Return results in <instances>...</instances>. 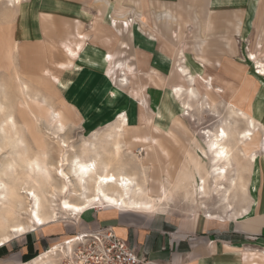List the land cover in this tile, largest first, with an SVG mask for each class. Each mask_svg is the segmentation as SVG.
<instances>
[{
    "label": "rangeland",
    "instance_id": "obj_1",
    "mask_svg": "<svg viewBox=\"0 0 264 264\" xmlns=\"http://www.w3.org/2000/svg\"><path fill=\"white\" fill-rule=\"evenodd\" d=\"M105 2H108L107 6ZM9 3V0H0V105L2 107L13 106L18 108L17 112L14 113V117L18 123L25 124L24 140L28 144V149L31 150V147L35 148V145H41L46 153L47 161L52 165H55L63 155H66L70 160L73 156H78L81 153L79 156L84 161L95 159L99 167L109 164L107 168L110 171H128L129 174L135 176L137 183H140L142 187L145 185V191L143 190V192L156 203V212H161L166 216L192 218L207 215H225L229 210L242 211V209H245L249 199L247 189L249 190L253 184L258 170L260 169V172L264 171V148L258 151L256 144L258 138L254 140L255 143L249 145L250 151L258 152V159L255 164L249 163L242 157L232 158L233 168L228 171L226 182H223L222 185L225 191L228 190V193L224 195L222 191H215L211 178L207 179L204 173V169L209 170L210 165L208 160L202 158L201 150H208L206 147L207 139L204 138L206 136L202 133L207 130L214 131L222 121L228 119V106H232L229 102L233 103L229 98L231 96V90L228 87L230 83L227 80L229 78L232 79L231 81L237 78L248 80L247 83H253V81L257 83V87L252 84L251 87L242 89L253 97L251 102L254 104V113L248 112V114L264 125V77L254 74L256 66L247 57L250 52L264 50V0L252 1V9L248 10L245 21L249 31L238 39L240 49L237 61L225 65L222 69L223 74L226 76L224 80H219L217 83L213 82L214 88L208 90L199 79L200 77L196 75V73L200 74L201 72L196 68L190 70L195 80L193 88L197 93V98L190 102L193 108L192 116L187 117L182 113L180 102L172 100V97L168 99L167 95L169 93L171 95L170 91L172 89L168 88L164 76L159 75L156 71L153 72L152 68L143 73L140 72L142 65H139L137 70H134L137 72L128 76L131 85L136 87V85L141 86V82L135 80V78H139L140 73L145 74L144 77L141 76L145 80H143V85L151 86L150 91L157 97L159 104L155 111L148 105L147 99L144 101L142 98L144 104L141 108L145 114L147 112L145 118V126H147L143 130L140 129L142 127L131 128L127 131V134L122 132L123 136L119 140L121 150L117 156H115L112 142L106 140V134L110 132V127L112 123L114 124V121L105 126L103 125L98 130L85 131L81 129L79 118L72 109L64 105L57 79L53 82L52 77H57V63L62 61V55L65 54L62 51L61 42L69 37V33L73 34L76 31L75 24L77 21L81 23L77 30L89 35L86 43L94 46V50L103 52L104 56L110 49H100V43L97 39L99 31L105 30L108 24L111 23L113 9L116 8L117 4L123 7L122 14L129 20V24L138 28L139 24L137 25L131 11L134 10L132 8H135V6L128 0H104L101 4L95 3L94 0H22L19 5ZM255 25L258 26V29L262 27L263 31L258 33ZM144 29V32L148 33L149 36L152 35L146 28ZM81 40H84V38ZM257 43H260V45L257 46ZM260 46L261 48H258ZM125 53L123 54H129ZM135 55L130 54L131 60H135ZM263 55L264 53L258 52V56H256L261 59ZM178 60H174L175 63L168 64H173L171 66L176 69ZM43 70H47L48 74H45ZM202 75L204 78L206 77L204 73ZM151 77L153 82L150 79ZM181 78L180 81L175 83L178 84L177 86H186L183 77ZM117 79L115 80L116 84H118ZM21 83L28 85L27 96H21L22 93L19 90ZM219 86L226 89H221ZM217 89L221 90V93L215 91ZM224 92H227L229 96H225ZM144 95L146 98V96H150V93ZM18 96H21V99ZM196 100L198 101L196 102ZM183 101L186 100L183 99ZM46 104L51 105L50 107L53 110L58 111L62 123L67 125L65 134L61 137L66 141L68 148L73 149L74 152L68 151L69 149L61 151L58 148L56 140L53 139L54 126H49L45 122L48 112ZM176 119L180 120L183 127L174 125ZM231 124L233 123L231 122ZM151 127H157L162 132L157 136L169 152L168 161L160 154L158 155V151L155 155L154 150L151 151L144 145L139 146L140 148L135 146V135H140L141 131L152 134ZM166 132H172V136L166 135ZM2 135H0V144ZM190 138L192 140L189 142ZM90 143L96 145L95 151L86 146ZM183 146H187V149H189L185 158L181 152ZM9 152L5 149L0 153L1 170L9 171L7 169H10L7 168L11 161ZM146 154L149 155L147 158ZM191 156L194 160L191 159ZM138 159H142L141 161L146 167V176L143 174ZM104 162L107 163L104 164ZM65 170L68 172L66 167ZM26 175L25 171L18 169L13 176L7 173V176L0 178V181L8 189H14L16 186L15 200H13V203L11 202L12 205L10 204L12 213L9 215L5 213L7 211L6 205V209H0V238L2 234L6 233L5 228L26 224L27 222L25 216L18 214L20 207L26 209L29 206L28 200L19 194L23 187L26 189L35 187L34 189L38 194H42L44 191L52 193L51 188L43 187L41 184L37 186L32 182V178L28 175L26 177ZM52 176L54 177L53 173ZM201 179L205 181L204 196L199 190L202 184ZM160 182H163L165 187L163 191L160 189L158 192ZM52 185L58 190L62 185V181L54 177ZM75 187L76 185H73L69 188L71 193L72 190L76 189ZM230 187L233 189L230 190ZM160 199H162V202H159ZM50 200L58 205L61 196L55 191L54 198ZM45 205L48 206L46 202H43L42 208ZM106 207L108 206L105 204L93 205V208L79 217L71 213L58 211L56 223L48 224L37 232H35V228L34 231L29 230L25 235L10 237L11 241L0 248V264L29 263L45 251L48 245L52 247L71 236L73 229H75L73 224L79 225L80 222H84V218H90L89 215L94 210ZM29 236L33 238L31 242L28 240ZM25 238L27 239L25 240ZM35 243L42 244L43 248L33 249L32 244Z\"/></svg>",
    "mask_w": 264,
    "mask_h": 264
},
{
    "label": "crops",
    "instance_id": "obj_2",
    "mask_svg": "<svg viewBox=\"0 0 264 264\" xmlns=\"http://www.w3.org/2000/svg\"><path fill=\"white\" fill-rule=\"evenodd\" d=\"M94 1L101 4L104 0ZM128 1L135 6L131 11L137 25L139 24L138 28L126 22L127 18L122 14L123 7L117 4L113 9V18L110 19H116V23L111 21L108 27L97 35L100 49H110L104 56L103 52L94 50V46L86 43L89 35L77 30L81 26L79 21L75 24L76 31L69 33V37L61 42L62 51L66 55L63 54L62 61L57 63L58 74L53 77L57 79L64 105L75 112L81 129L85 131L98 130L119 115L127 120L128 130L136 127H142L140 129L143 130L147 126V112L145 114L141 108L145 99L155 111L159 100L150 91L151 86L143 85L145 80L141 76L144 77L143 73L152 68L153 72L164 76L168 88L172 89L178 85L175 82L180 81L182 76L171 66L173 64L168 63H175L174 60L179 57L184 60L182 65L189 74L192 75L190 70L196 68L206 75L205 78L211 77L213 82L224 80L226 76L222 69L225 65L237 61L240 49L238 39L249 31L245 21L248 10L252 9L253 0ZM105 4L107 6L108 2ZM144 28L152 34V38L144 32ZM255 28L258 33L263 31L262 27L258 29L257 25ZM82 38L84 40H81ZM259 45L260 43H257V46ZM67 49L76 50V56L71 58ZM258 52L264 53V50ZM258 52L254 54L258 55ZM130 54H136L135 60H131ZM139 65H142L140 72L143 73L135 80H140L141 86L133 87L128 76L137 72L134 70H137ZM43 72L48 74L47 70ZM122 72L129 81L128 87L123 88L115 83V79L123 75ZM201 73L196 75L204 79ZM148 77L149 75L147 79ZM150 79L153 82V78ZM227 80L230 83L228 87L231 96L227 95V92H224V95L229 96L234 103L229 102L230 105L235 106L236 110H241L264 130V125L248 114L254 113V104L251 102L253 97L245 92L246 90L243 91L252 84L257 87V83H247L248 80L237 78H234V81H231V78ZM219 88L226 89L223 86ZM135 90L139 92V99L134 96L132 98L130 94ZM145 93H150V96L145 98ZM168 99H171L170 93ZM174 125L183 127L179 119L175 120ZM151 131L154 134L143 131L140 135L136 134L135 146L140 148L139 146L144 145L147 149L154 150L155 155L158 151V155L168 161L169 152L157 136L162 132L157 127H151ZM166 135L172 136V132H166ZM187 146L181 147L184 158L188 155ZM148 156L146 154V158ZM138 160L146 176V167L142 159ZM125 173L132 177L133 183L140 188L142 198L151 201L152 208H97L90 213V218L87 216L88 218H84V222L79 225L73 224L75 229L71 234L97 227H111L117 236L134 246L138 255H146L163 264H264V250H261L264 249V171L258 170L250 191L247 189L249 199L242 211L229 210L225 215L192 218L172 217L156 212V203L146 198L143 192L145 185L142 187L136 182L134 175L128 171ZM164 187L163 182H160L158 192L160 189L163 191ZM164 195L166 198V192ZM159 202H162V199ZM42 228L37 227L35 232ZM28 240L31 242L32 236H29ZM32 245L33 249L43 248L40 243ZM33 260L34 258L26 264L35 263Z\"/></svg>",
    "mask_w": 264,
    "mask_h": 264
},
{
    "label": "bare ground",
    "instance_id": "obj_3",
    "mask_svg": "<svg viewBox=\"0 0 264 264\" xmlns=\"http://www.w3.org/2000/svg\"><path fill=\"white\" fill-rule=\"evenodd\" d=\"M9 2L14 5H19L22 0H9ZM126 22L129 24V20ZM112 23H116V19H114ZM68 53L71 58H74L77 51L68 50ZM257 56L254 53H249L247 55L248 60L256 66L255 74L264 77V55L261 56V59H258ZM182 63V58L179 57L176 70H178L180 76L183 77L187 85L173 87L170 92L172 100L180 102L179 104H181L182 113L187 117H190L193 112L190 102L197 98V93L193 88L195 85L194 76L188 73V70L182 65ZM68 64L66 66H68ZM60 66L63 68L66 67L65 65ZM121 74H123V72ZM118 77L117 82L119 86L124 88L128 85L129 81L126 79L124 74ZM52 79L56 80L55 77H52ZM199 79L206 86V89H213V81L211 77L204 79L200 77ZM21 84L22 85L19 88L22 93L21 96H27L28 85L24 83ZM61 85L64 86L63 83ZM138 91L135 90V92H130V94H132V98L133 96L137 99L140 98ZM215 91L221 93V90L217 89ZM167 97L169 98V94ZM183 99L186 101H183ZM197 101L198 100H196V102ZM45 106L48 109L45 122L49 126H54L55 132L53 133V139L56 140L55 142L57 143L58 148L61 151H65L69 148L61 135L65 134L67 125L62 123L58 111L53 110V108L50 107L51 105L46 104ZM234 107L228 106V119L222 121L214 131L207 130L202 133V135L206 136L204 138L207 139L206 147L208 149L207 151L201 150L202 158L204 160H208L210 165L209 170L205 169L206 177L207 179L211 178L215 191H222L224 195L228 193V190L225 191L222 185L223 182H226L228 171H231L233 168L232 158L237 159L242 157L249 163L251 162L252 164H255L258 159V152L253 150L250 151L249 145H251L254 140L258 138V151L264 148V130L261 129L253 119L247 117L241 112V110H236ZM17 110L18 108L13 106L2 107L0 105V133L3 134L2 142L0 144V153L7 149L10 151L9 155L11 157V161L7 167L10 168L7 169L9 171L1 170V168L0 178L7 176V173L8 175L10 174V176H13L19 169L21 171H25L27 175L32 178V182H34L37 186H40L41 184L43 187L51 188L52 193L44 191V193L38 194L34 189L35 187L33 188L32 186V188L26 189L23 187L20 190L21 192L19 194L28 200L29 206L26 209L20 207L18 209V214L25 216L27 218V222L26 224H19L15 226L7 225L9 227L4 230L6 233L2 234V237L0 238V248L10 242V237L22 236L23 234L25 235V233L29 232V230L34 231L37 227H45L48 224L56 223L58 220V211L79 216L85 211L93 208V205L105 204L107 206H113L114 208H133L143 210H150L152 208L151 201H145L142 198L140 188L135 185V182L133 183V180L131 179L132 177L130 178L121 170H108L107 166L109 164H106L107 162H104L106 165H101L103 167L100 166L102 168L100 173L98 162L94 158L93 161H84V159L79 156L81 153L78 156H73L70 160L66 157V155H63L55 165H52L47 161L46 153L41 145H35V148L31 147V150L28 149V144L24 140L25 124L18 123L14 117V113L17 112ZM230 121L233 124H231ZM110 128V132L106 134V140L112 142L114 153L116 154L115 156H117L121 150L119 140L123 136L122 132L127 134V120L124 116L119 115L116 117L114 124L112 123ZM86 146L95 151V144L90 143ZM68 151L74 152L73 149H69ZM75 155L77 154L75 153ZM65 167L68 172H66ZM52 173L56 179L62 181V185L58 190L52 185V182L54 181ZM27 180L29 181V179ZM201 180L202 184L199 190L204 196L205 181L203 179ZM73 185H76V189L72 190L71 193L69 188ZM15 187L14 189H8L6 185L0 181V209H6L5 207L7 206V211L5 212L7 215L12 213L10 204L11 202L13 203V200H15ZM55 191H57L61 196V200L58 205H56L53 200H50L54 198ZM43 202H46L48 206L45 205L46 207L44 206V208H42ZM15 211L17 212L16 208ZM59 248L60 246L55 244L52 246L50 253H46L44 251L41 252L40 255L34 258L33 261L35 263L33 264H49L51 258L56 256Z\"/></svg>",
    "mask_w": 264,
    "mask_h": 264
},
{
    "label": "built area",
    "instance_id": "obj_4",
    "mask_svg": "<svg viewBox=\"0 0 264 264\" xmlns=\"http://www.w3.org/2000/svg\"><path fill=\"white\" fill-rule=\"evenodd\" d=\"M58 246L49 264H163L146 255H138L134 246L117 236L111 227L76 231ZM51 250L48 245L44 252Z\"/></svg>",
    "mask_w": 264,
    "mask_h": 264
}]
</instances>
